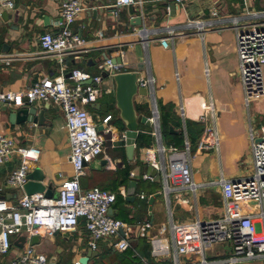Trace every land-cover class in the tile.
I'll use <instances>...</instances> for the list:
<instances>
[{
    "label": "crops",
    "instance_id": "0c3cea01",
    "mask_svg": "<svg viewBox=\"0 0 264 264\" xmlns=\"http://www.w3.org/2000/svg\"><path fill=\"white\" fill-rule=\"evenodd\" d=\"M137 1L141 3L123 7L116 15V0H82L85 10L78 16L73 30L83 36L91 51L66 58V78L75 68L92 76L101 75L108 59H120L123 71L136 72L139 83L150 78L154 80V89L148 96L135 98L136 108L139 114L151 117L155 98L160 116L162 111L170 114L169 120L173 124L166 133L161 128L162 143L166 148L184 149L181 146L189 141L186 122L198 121L201 104L205 102L215 105L220 147L214 151H200V137L198 139L193 131L195 127L191 128V137L195 139L190 150L191 166L199 188L196 193L185 191L183 196L192 200L195 209L189 210L179 204L175 195L171 196L170 204L161 192L162 179L143 177L148 174L149 161L161 158L153 128L140 127V132L152 128L154 140L151 145L141 148L136 140L134 157L130 160L126 140L122 138L127 129L120 118V110L115 108L104 112L91 107L97 103H115L116 82L113 76L104 74L99 85L101 95L87 109L99 124L112 114L113 134L107 136L104 153L86 166L81 184L85 189L100 187L118 194L111 214L127 223L128 228L121 231V237H129L132 248L120 252L114 247V240H101L97 250H92L89 233L82 221L74 231L54 232L40 238L36 248L48 256L51 264H79L81 258L91 253L88 264H172L168 259L153 257L152 253L150 257H143L136 251L141 241H145L151 251L154 237H166L172 244L175 240L185 244L188 252L182 260L189 264L218 261L233 249L230 241L202 248L195 229L183 226L192 225L198 218L210 220L218 217L225 201L220 182L252 173L249 133L254 120L259 122L258 125L264 123V97L249 106L245 103L233 20L239 18L241 23L251 22L253 12L264 11V0H187L184 5L164 0ZM60 2L16 0L15 9H0V53L16 57L11 66L0 63V131L13 139L16 146L33 145L41 149L39 161L30 164L28 174L38 173V177H43L41 184L51 187L53 197L58 196L63 182L74 174L63 110L54 102H38V107L45 109L41 121L12 123L10 115L19 107L3 101L1 96L23 92L44 77L60 75L57 58L44 54L40 47L42 34L59 30L56 23L60 18ZM215 11L218 15L213 14ZM137 18L141 19V25L136 24ZM198 21H210L213 25L198 29L194 24ZM163 37L169 38L167 47L160 42ZM4 45H8L7 51ZM172 107L175 115L170 113ZM112 136L115 141L111 140ZM148 149L153 150L150 155ZM111 162L115 165L113 169L109 168ZM21 163V155L14 152L0 166V198L11 207L17 206L26 194L24 189L15 188L10 183L12 174ZM136 176L141 178L135 188V200L131 201L129 191ZM123 190L127 196L121 194ZM156 193L160 195L150 210L148 201ZM145 201L147 209L143 206ZM146 223L151 227L145 226ZM173 224L183 228L174 233ZM16 242L0 264H10L28 244L26 241L21 247ZM93 253L97 255L93 256Z\"/></svg>",
    "mask_w": 264,
    "mask_h": 264
},
{
    "label": "built area",
    "instance_id": "2783aa9c",
    "mask_svg": "<svg viewBox=\"0 0 264 264\" xmlns=\"http://www.w3.org/2000/svg\"><path fill=\"white\" fill-rule=\"evenodd\" d=\"M164 1L184 5L187 0ZM137 3L141 1L116 0L115 14H119L123 7ZM15 7L16 0H0V9L13 10ZM84 10L82 0H61L60 18L56 23L58 32H46L40 37L42 52L57 58L60 75L44 77L23 92H9L1 96L3 101L13 103L17 107L26 103L49 101L63 110L74 170L73 177L61 185L57 197H47L44 193L25 194L15 207L9 206L0 198V260L10 254L15 241L20 237L25 236L28 242L10 264H51L48 256L38 251L36 245L31 243L33 237H46L54 232L68 233L76 230L82 221L89 233V245L92 250H97L101 240H114V247L120 252L132 248L131 239L126 235L121 237V231L128 228L127 223L111 214L118 194L100 187L85 189L81 184L86 166L104 153L107 136L113 134V115L108 114L102 124H99L93 120L87 107L100 97L99 85L104 74L114 76L126 72L121 64L115 65L108 59L101 75L92 76L75 68L66 78V58L82 56L91 51L83 36L73 30V25ZM213 14L218 15L216 11ZM251 17L253 20L248 23H241L239 18L233 20L238 46L239 76L247 106L264 97V11L253 12ZM194 24L198 29L213 25L210 21H198ZM160 42L167 47L169 38H160ZM15 60L16 57L12 55L0 53V63L6 66H11ZM139 84L147 88L148 92L154 89L152 78L140 81ZM201 111L197 121L203 124L199 150L214 151L220 147L221 142L214 103H202ZM181 113L184 115V111ZM149 120L158 142L157 151L161 155L160 160L149 161V164L162 177L161 192L170 204L171 196L175 195L179 204L194 210L195 204L192 200L183 196L185 191L196 193L199 188L193 179L190 142L186 141L184 149L165 147L162 143L160 111L155 98ZM100 125L103 126L102 130L98 129ZM249 134L252 173L247 177L224 179L220 182L225 201L218 217L210 220L198 218L192 225L183 226L195 229L202 248L214 243H232L233 249L227 257L212 263L203 260V264H242L247 261H259L264 264V123L258 131L251 127ZM122 138L126 140V135ZM111 140L115 141L113 136ZM152 151L148 149V155ZM14 152L21 155L22 163L12 174L10 183L15 188L23 189L27 182L29 166L39 161L41 149L33 145L16 146L13 139L0 131V166ZM114 167L113 162L109 163L110 169ZM143 177L154 180V177L148 174ZM121 194L127 196L125 190ZM141 198H145V195H141ZM145 226L151 227V224L146 223ZM180 228L178 225L172 226L174 233ZM187 252V246L179 244L176 240L172 244L166 237L151 239V253L157 259H168L172 264H189L182 260Z\"/></svg>",
    "mask_w": 264,
    "mask_h": 264
},
{
    "label": "water",
    "instance_id": "95a60500",
    "mask_svg": "<svg viewBox=\"0 0 264 264\" xmlns=\"http://www.w3.org/2000/svg\"><path fill=\"white\" fill-rule=\"evenodd\" d=\"M137 25H141V19L137 18ZM5 51L8 50V45H4ZM113 64H121V60L112 61ZM71 74L69 73L68 77ZM116 82V95H115V103L113 104H93L91 107L97 111L107 112L108 110H113L115 108L120 110V118L125 123L126 126V143H127V154L130 160L133 159L135 149H136V140L138 138L140 127L145 125L147 127H151V121L149 118L138 113L136 108V100L135 98L139 96H148V89L145 87H141L138 82V74L136 72H122L115 74L113 76ZM28 102V101H27ZM45 113V109H40L38 107V102L26 103L24 106L19 107V109L13 113H11V122H34L37 123L41 121ZM39 114V115H37ZM99 130L103 129V126L100 125L98 127ZM148 175L156 178V180L161 181L162 177L157 172L155 168L150 166L148 168ZM141 176H136L132 183V188L129 191V198L131 201L135 200V188L137 186L138 180H140ZM43 181V177H38V173L28 174L27 182L24 185V191L27 195H32L36 193L45 192L47 197H53L51 187L46 188L41 182ZM160 195V193H156L152 195L148 201L149 209L152 210L153 203L155 199ZM27 239L25 236H22L17 240L16 245L23 247L26 243ZM40 237H33L31 243L33 245L39 244ZM97 255L93 253V256ZM92 253L81 258L79 264H88Z\"/></svg>",
    "mask_w": 264,
    "mask_h": 264
},
{
    "label": "trees",
    "instance_id": "16d2710c",
    "mask_svg": "<svg viewBox=\"0 0 264 264\" xmlns=\"http://www.w3.org/2000/svg\"><path fill=\"white\" fill-rule=\"evenodd\" d=\"M170 113L171 114L173 113V115H175L174 107L171 108ZM168 115H170V114L169 113L165 114L163 111L161 112V128H162L163 133H166L169 130L170 124H173L170 122L171 120H169ZM186 123H187L186 125L188 127V133H189L188 134L189 142H190V145L192 147V145H194L195 139L191 137L192 134H191L190 130L192 127H195L193 131L197 134V137L199 139V137L201 136L202 131H203V124H201L200 122H195V121L194 122L187 121ZM151 132H152V128H145V129L141 130V132L139 133L138 139H137V146L139 148L149 146L152 144L154 137L151 134ZM185 146H186V144L183 143V145L181 147L185 148ZM129 168L130 167L127 166L126 169L129 170ZM117 201H118V198H117ZM143 206L145 207V209H147V202L146 201L143 203ZM136 251L139 252L140 255L143 257H150V253H151L150 246L147 243H145V241L140 242V244L138 245V250H136Z\"/></svg>",
    "mask_w": 264,
    "mask_h": 264
},
{
    "label": "rangeland",
    "instance_id": "374dc122",
    "mask_svg": "<svg viewBox=\"0 0 264 264\" xmlns=\"http://www.w3.org/2000/svg\"><path fill=\"white\" fill-rule=\"evenodd\" d=\"M250 110H251L252 114L254 115L255 114V110H254V108L252 106H251V109ZM258 123L259 122H257L256 120H254V122H253V128L255 130H257V131L260 129V125H262V124L258 125Z\"/></svg>",
    "mask_w": 264,
    "mask_h": 264
}]
</instances>
